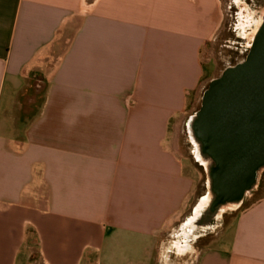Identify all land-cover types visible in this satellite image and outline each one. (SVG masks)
Listing matches in <instances>:
<instances>
[{
	"label": "crops",
	"instance_id": "0c3cea01",
	"mask_svg": "<svg viewBox=\"0 0 264 264\" xmlns=\"http://www.w3.org/2000/svg\"><path fill=\"white\" fill-rule=\"evenodd\" d=\"M221 21L217 0H0V264L31 235L40 264L157 247L191 198L171 132ZM229 226L196 264H264V196Z\"/></svg>",
	"mask_w": 264,
	"mask_h": 264
},
{
	"label": "rangeland",
	"instance_id": "374dc122",
	"mask_svg": "<svg viewBox=\"0 0 264 264\" xmlns=\"http://www.w3.org/2000/svg\"><path fill=\"white\" fill-rule=\"evenodd\" d=\"M217 1L222 19L220 27L212 41L200 50L201 81L188 97L186 112L175 121V130L171 132L174 137L172 151L193 181L190 201L174 228L159 235L154 250V240H121L114 255L119 261H126L121 264H196L198 254L213 245L215 235L228 229L240 210L264 196L263 169L258 172L255 186L245 194L240 205L224 207L215 214L210 212L211 182L206 164L202 165L197 159V146L188 131V122L199 111L210 82L218 79L226 69L244 61L264 15V0ZM129 71L133 75L138 72V78L142 74L143 82L144 70L139 65L133 64ZM138 91L140 89L137 92L133 89L131 93L134 95ZM206 197L209 199L205 200ZM201 203L203 205L198 209ZM29 238L23 264H40L34 238L32 235ZM131 243H135L136 253H129ZM139 245L143 247L142 251Z\"/></svg>",
	"mask_w": 264,
	"mask_h": 264
},
{
	"label": "water",
	"instance_id": "95a60500",
	"mask_svg": "<svg viewBox=\"0 0 264 264\" xmlns=\"http://www.w3.org/2000/svg\"><path fill=\"white\" fill-rule=\"evenodd\" d=\"M264 32L247 58L210 82L188 131L199 155L209 162L210 212L241 204L264 168ZM252 170L255 172L252 173Z\"/></svg>",
	"mask_w": 264,
	"mask_h": 264
},
{
	"label": "flooded vegetation",
	"instance_id": "af4514ba",
	"mask_svg": "<svg viewBox=\"0 0 264 264\" xmlns=\"http://www.w3.org/2000/svg\"><path fill=\"white\" fill-rule=\"evenodd\" d=\"M260 32H264V15H263V17H262V20H261V24H260V26H259V28H258V30H257V32H256V34H255V36L253 37V40H252V42H251V45H250V47H249V51H248V53H247V55H246V57H245V59L247 58V56H248V54H249V52H250V50H251V48H252V46H253V43H254V40H255V38H256V36L260 33ZM244 59V60H245ZM262 131H263V143H264V126H263V129H262ZM197 146V145H196ZM197 148V147H196ZM198 149V148H197ZM197 152H199V151H197ZM262 157V158H264V148H263V153L262 154H258V155H255V159L256 158H259V157ZM206 163L208 162V161H205ZM264 168H261L260 170H263ZM255 171L254 170H252V173H254ZM210 187H212V184L210 185ZM212 198V197H211ZM211 198H210V200H211Z\"/></svg>",
	"mask_w": 264,
	"mask_h": 264
},
{
	"label": "bare ground",
	"instance_id": "6f19581e",
	"mask_svg": "<svg viewBox=\"0 0 264 264\" xmlns=\"http://www.w3.org/2000/svg\"><path fill=\"white\" fill-rule=\"evenodd\" d=\"M198 151V149L196 148V156H197V159H198V161L202 164V165H204V164H206V168H208V165H209V162H205V161H207L206 159H203L200 155H199V152H197ZM208 200L209 198H205V200ZM203 202V201H202ZM202 203L198 206V209H200L201 207H202ZM202 210V209H201ZM203 214V213H202Z\"/></svg>",
	"mask_w": 264,
	"mask_h": 264
}]
</instances>
